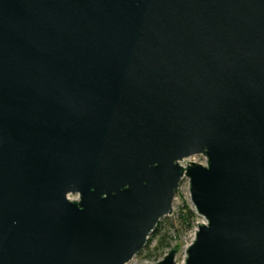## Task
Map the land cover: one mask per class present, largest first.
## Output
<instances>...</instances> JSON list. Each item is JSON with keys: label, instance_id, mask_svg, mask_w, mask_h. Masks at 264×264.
I'll return each instance as SVG.
<instances>
[{"label": "water", "instance_id": "water-1", "mask_svg": "<svg viewBox=\"0 0 264 264\" xmlns=\"http://www.w3.org/2000/svg\"><path fill=\"white\" fill-rule=\"evenodd\" d=\"M186 178L184 263L264 264V0H0V264H128Z\"/></svg>", "mask_w": 264, "mask_h": 264}, {"label": "rangeland", "instance_id": "rangeland-1", "mask_svg": "<svg viewBox=\"0 0 264 264\" xmlns=\"http://www.w3.org/2000/svg\"><path fill=\"white\" fill-rule=\"evenodd\" d=\"M192 163H200L206 165V159L203 156H196L185 160L183 166L186 167ZM180 189L176 192L175 200L173 203L174 214L172 216L162 219L159 223V229L161 232L150 236L148 240V245L145 249L139 253L134 259L128 264H156L162 261L170 251L176 250L178 255L176 257V264H185V259L187 257V248L194 242L197 227L199 223H203L205 220L202 217L196 215V221L193 227L186 232L181 223L183 221L182 217L188 213V210L195 212V207H193L191 196H190V185L189 179H184L180 184ZM196 214V213H195ZM171 230V232H170ZM178 231L177 233L175 231ZM167 232H170L171 247L165 251H162L161 244L162 241L166 243Z\"/></svg>", "mask_w": 264, "mask_h": 264}, {"label": "trees", "instance_id": "trees-1", "mask_svg": "<svg viewBox=\"0 0 264 264\" xmlns=\"http://www.w3.org/2000/svg\"><path fill=\"white\" fill-rule=\"evenodd\" d=\"M183 221L181 223V226L183 227V229L188 232L194 225L195 221H196V214L193 211L188 210V213H186V215L184 217H182ZM161 232L159 229V225L158 227L155 229V236L157 235V233ZM171 232V230H170ZM170 232H167V240L165 241L166 243H164V241H162L161 244V250L165 251L167 249H169L171 247V242L170 239H172ZM176 233L178 232L177 230L175 231Z\"/></svg>", "mask_w": 264, "mask_h": 264}]
</instances>
